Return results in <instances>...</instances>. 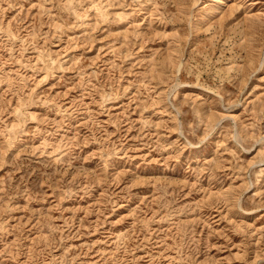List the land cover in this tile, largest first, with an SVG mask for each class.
<instances>
[{
    "label": "rangeland",
    "instance_id": "374dc122",
    "mask_svg": "<svg viewBox=\"0 0 264 264\" xmlns=\"http://www.w3.org/2000/svg\"><path fill=\"white\" fill-rule=\"evenodd\" d=\"M0 264H264V0H0Z\"/></svg>",
    "mask_w": 264,
    "mask_h": 264
},
{
    "label": "bare ground",
    "instance_id": "6f19581e",
    "mask_svg": "<svg viewBox=\"0 0 264 264\" xmlns=\"http://www.w3.org/2000/svg\"><path fill=\"white\" fill-rule=\"evenodd\" d=\"M219 1V0H218ZM221 1V0H220Z\"/></svg>",
    "mask_w": 264,
    "mask_h": 264
}]
</instances>
